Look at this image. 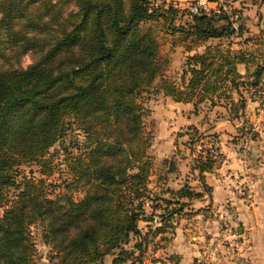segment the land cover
Instances as JSON below:
<instances>
[{
    "label": "trees",
    "instance_id": "trees-1",
    "mask_svg": "<svg viewBox=\"0 0 264 264\" xmlns=\"http://www.w3.org/2000/svg\"><path fill=\"white\" fill-rule=\"evenodd\" d=\"M179 14L181 9L155 6L152 0H0V264H34L27 227L34 221L56 264H103L107 255L111 264H132L152 243L148 235L153 239L170 228L185 204L179 199L202 197L189 185L168 191L175 199L159 197L149 187L150 135L137 98L158 80L155 90L175 102L194 108L206 100L214 104L229 98L231 88L257 87L264 64L246 81L235 68L244 61L242 53L207 45L188 57L189 76L174 81L166 74L168 62L159 54L153 28L143 23H168L171 34L189 41L186 51L235 33L226 14L191 15L187 25L175 27ZM222 20L226 23L215 25ZM26 54L32 62L24 67ZM228 101L235 119L246 101L242 95ZM68 117L89 137L95 135L87 137L84 156L73 158L74 179L64 185L66 191H83L78 200L65 191L45 194L43 180L23 175L16 181L12 173L23 162L44 165L42 157L62 135ZM190 129L191 148L202 136ZM215 163L207 152L193 167L203 174ZM10 187L19 189L12 200L6 194ZM146 206L151 214L161 210V224L143 233L138 222L154 217ZM131 236L139 239L128 249Z\"/></svg>",
    "mask_w": 264,
    "mask_h": 264
},
{
    "label": "crops",
    "instance_id": "crops-1",
    "mask_svg": "<svg viewBox=\"0 0 264 264\" xmlns=\"http://www.w3.org/2000/svg\"><path fill=\"white\" fill-rule=\"evenodd\" d=\"M167 1H172L177 8H184L181 7L182 0ZM238 70L245 72L242 66ZM169 101L173 105H169L172 109H166L167 121L171 119L170 125L166 126L167 136L164 139L161 131L157 132L160 142H157V149L153 151L156 160H167L164 161L166 167L163 172L157 167L152 169L149 187L153 191L165 189L167 193L168 189L177 191L182 186L189 185L192 190L203 195L198 199H179L185 204L181 212L172 216L170 228L164 233L170 237L154 239L148 244V252L152 254L148 261H152L150 264H194L196 258L200 257L205 261L216 260L218 264H264V130L258 131L256 139L248 137L245 142H235L234 136L240 124L238 120L243 118L231 119L227 109L214 108L207 115L212 118V123L207 127L200 126V130H212L218 134L220 156L218 155L210 172L200 174L193 167L196 157L192 148H186L188 158L181 156L183 159H173L171 165L172 149L176 146L175 136H170L185 124L199 129L205 115L190 113L188 103L172 99ZM255 106L254 102L249 101L244 115L252 118ZM173 108H187L189 113L184 114L186 116L183 113L177 115ZM217 112L224 116L216 118ZM204 156L202 151V157ZM157 194L171 199L164 196L165 192ZM230 210L233 211L232 217L228 215ZM221 216L227 218L226 225H230L229 227L223 226ZM139 222L154 225L153 227L161 224L160 218L156 224H153V220ZM215 245H218L217 257L213 251Z\"/></svg>",
    "mask_w": 264,
    "mask_h": 264
},
{
    "label": "rangeland",
    "instance_id": "rangeland-1",
    "mask_svg": "<svg viewBox=\"0 0 264 264\" xmlns=\"http://www.w3.org/2000/svg\"><path fill=\"white\" fill-rule=\"evenodd\" d=\"M155 1H157L158 5L174 6L172 1ZM190 1L191 0H182L183 6L181 7L184 8L179 9H181L183 15L179 14L176 16V19L173 21V25H175V27L179 25H187L190 22L191 15H189L186 11V3H189ZM227 1L231 6V11H235L238 15V17L234 19V22H231L235 33L226 39H211L206 42L199 43L198 45L195 44L192 51H186L185 48L189 41H182L183 39L178 38V34L170 33L169 29L171 30V26H168V23H165L162 20H155L142 24L143 28L151 26L154 30L156 39L159 44V54L168 62L166 69V74L168 77L178 83L181 81L182 75H184L186 79L189 76L187 72L188 68L186 65L188 57L194 55L195 52H202L207 45L220 44L223 49H230L242 53L244 61L243 63H237L235 65V68L244 80L251 81L254 79L253 72L256 69V66L264 64V0ZM223 23L226 22L222 20L215 25L218 26ZM31 62L32 56L30 54L24 55L21 59V65L24 67L29 65ZM239 66L245 68L244 73H241L238 70ZM157 82L158 80H155L152 86L149 87L147 91L141 93V95L137 99L138 102H141L145 108L143 121L145 124V131L147 133L146 135H150V144L147 149V153L152 157V169L154 170V168L157 167L160 172H163L164 167H166V163L164 161L167 160H156L157 157L153 154V151L157 149V142H160L158 141L160 135L158 136L157 132L159 133L161 131L160 133L163 138L167 136L166 131H168V129L166 128V126L170 125L171 119L169 118L170 120L167 121L166 109H172V107H170L169 105L173 104L171 101H169V99L171 98L163 95L162 92L155 90L158 84ZM227 95H229L230 97H220L218 99H214V104H212L211 101L206 100L198 105L197 108H194L192 103H188L190 104V113H194L197 115L201 114L203 116L205 115V117L202 118L199 129L196 126L185 124L183 126H180V129L170 136H175L174 146H176V148L172 149L173 154L171 155L172 157L170 159L172 163L171 165H173V159L176 160L181 156H183V158H188V155L185 153H187L186 148H190V127H195L197 131H202V133L200 134L202 138L199 140H195L193 142V145L191 146L192 150L195 153L194 156H202L203 151L204 155H206V153L208 152L216 159L218 158L219 154L217 143H219L220 141L218 139V134L212 132V130H200V128H202L200 126L207 127L208 124L212 123L210 122V119L212 118L208 117L207 115L210 114L216 107H223L224 109H227L229 116V110L231 111L232 106H230L231 104L229 103L228 99L237 101L240 98V95H242L246 101V105L249 101L254 102L256 105L253 109L254 115L252 116V118L250 116L248 117L244 115L245 108L239 113L237 119L243 118V120H238L240 124L238 128L239 130L234 136L235 142H245L246 138L251 136V134L247 133V131H250L251 133H257L258 135V131L264 130V71L260 74L257 87H250L249 85L244 84L239 85L237 89H229L227 91ZM173 109L176 111L177 115L179 113H183V116H186L184 114H187V112L189 113L187 108L182 110H179L177 108ZM215 116L216 118H220L224 115L217 112ZM176 120L177 119H175V121ZM190 133L195 132L190 131ZM94 136L95 135H91L89 137V133L85 132L81 127H79L71 117L66 118L62 135L42 157V160L46 161L45 163L43 162L44 165L37 160L26 163L23 162L17 165L12 172L13 175H15L16 181H20L23 175L33 179L34 182L43 180L42 185L45 194L53 190L56 191V193H58V191H65L71 193L72 197L75 200L80 199L83 196V191L75 190L73 189V187L69 188V191H66L64 185H66V183H70L74 179V176L72 174L73 168L75 167L72 162L73 158L84 156L85 149L87 148V137L92 138ZM195 147H197V150H195ZM183 158L181 157L180 159ZM168 191L170 190L168 189ZM18 192L19 189L10 187L6 194L8 195V198L12 200L16 198ZM154 192L156 194L158 192H165V197L174 199V197L170 196L169 192L166 193L165 189H162L161 191L157 190ZM151 211L152 210L149 208V206H146L147 215H153V224H156V221H159V214L161 213V210L157 209L153 212V214H151ZM1 213L2 208H0V214ZM138 226L144 233L146 231H151L154 225H147L139 222ZM27 227L31 235L32 243L34 244L32 255L34 264H56L57 261L52 257L53 252L42 239V230L40 224L37 221H34L29 223ZM231 230V232L234 231V229L232 228ZM235 233H237V231H235ZM162 237L166 238L170 237V235H157L153 239H151V235H148L147 239L151 240L150 242H153L154 239H162ZM138 239V237L131 236L130 243L125 247L131 249L133 247V243ZM216 247H218V245H215L213 247L215 248L213 251L214 255L216 254L217 257L219 255V252L217 251ZM146 248L147 249H144V251L141 253L140 260H138L137 258L132 264H150L152 262L148 261L151 259L152 254L148 252V247ZM133 251L135 252V254L138 253V251L134 249ZM235 257L236 256H234V258ZM111 260L112 256L107 255L103 259V264H111ZM127 263H130V261Z\"/></svg>",
    "mask_w": 264,
    "mask_h": 264
},
{
    "label": "built area",
    "instance_id": "built-area-1",
    "mask_svg": "<svg viewBox=\"0 0 264 264\" xmlns=\"http://www.w3.org/2000/svg\"><path fill=\"white\" fill-rule=\"evenodd\" d=\"M153 4L158 5L157 1L152 0ZM231 6L227 0H191L186 5V11L189 15H199L206 14L212 15L214 18H219L220 15L226 14L229 19L234 22V19L238 17L235 11H231ZM216 154V153H214ZM229 217L233 216V211L230 210L228 212ZM222 223L224 227H229L227 224V218L225 216H221ZM158 222V221H156ZM206 262L204 259L198 257L196 258L195 264H202ZM209 263L218 264L216 261L207 260Z\"/></svg>",
    "mask_w": 264,
    "mask_h": 264
}]
</instances>
